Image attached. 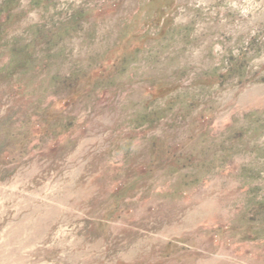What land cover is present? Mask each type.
Masks as SVG:
<instances>
[{
	"label": "rangeland",
	"instance_id": "1",
	"mask_svg": "<svg viewBox=\"0 0 264 264\" xmlns=\"http://www.w3.org/2000/svg\"><path fill=\"white\" fill-rule=\"evenodd\" d=\"M0 264H264V0H0Z\"/></svg>",
	"mask_w": 264,
	"mask_h": 264
},
{
	"label": "trees",
	"instance_id": "2",
	"mask_svg": "<svg viewBox=\"0 0 264 264\" xmlns=\"http://www.w3.org/2000/svg\"><path fill=\"white\" fill-rule=\"evenodd\" d=\"M90 73L82 75V78L78 81V86H83V80H86L87 82L91 81L93 77Z\"/></svg>",
	"mask_w": 264,
	"mask_h": 264
}]
</instances>
